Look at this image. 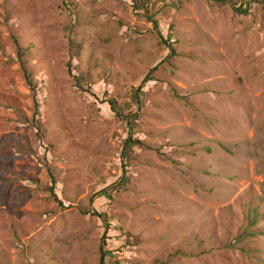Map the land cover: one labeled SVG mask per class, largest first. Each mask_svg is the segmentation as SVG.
Wrapping results in <instances>:
<instances>
[{"label":"rangeland","instance_id":"374dc122","mask_svg":"<svg viewBox=\"0 0 264 264\" xmlns=\"http://www.w3.org/2000/svg\"><path fill=\"white\" fill-rule=\"evenodd\" d=\"M101 263L264 264V0H0V264Z\"/></svg>","mask_w":264,"mask_h":264},{"label":"trees","instance_id":"16d2710c","mask_svg":"<svg viewBox=\"0 0 264 264\" xmlns=\"http://www.w3.org/2000/svg\"><path fill=\"white\" fill-rule=\"evenodd\" d=\"M67 1V0H66ZM212 1H215V2H222V0H212ZM150 2V1H149ZM153 3V2H152ZM237 12H239L240 14H248L249 13V10H248V7L247 8H244L243 6H241V8L239 9V11H237ZM158 14H155V13H153L152 14V16H151V20H152V22L155 24V26H156V28L158 29V23L157 22H155V20L153 19L155 16H157ZM158 34L160 35V37H161V39H163V37H162V35H161V32L160 31H158ZM163 41H164V43H166L168 46H169V48H170V50L173 52V55L175 56L176 55V51H175V49H173V47H172V44L169 42V41H167V40H165V39H163ZM19 50H20V48H19ZM22 55H23V53H21V52H19V56L20 57H22ZM163 63V62H162ZM161 63V64H162ZM160 64V65H161ZM155 70H159V66H156L152 71H155ZM28 76V75H27ZM29 77V76H28ZM29 79V78H28ZM152 80V77H151V74H149L146 78H145V80H144V84H146V83H149L150 81ZM178 98V97H177ZM113 104V106L115 105L114 103H112ZM114 109V111L117 113V115L119 116V117H123L125 120H127L128 121V124L131 126V127H134V124H135V122L138 120L137 119V117H126V116H124L123 115V112L122 111H120V110H116L115 109V107L113 108ZM135 147H143V148H146V149H151V146L150 145H147L146 143H144V141H142V140H140V139H134V138H130V140L129 141H127V144H126V146H125V148H124V150H123V152H124V156L125 157H129V155H130V152L132 151V149L133 148H135ZM51 178H52V186H51V188H50V191H51V193H52V196H53V198H54V200L60 205V206H62L63 205V203H62V201L58 198V195H57V193H56V186H57V184H56V180H55V178H54V175H52L51 174ZM105 258H103V260H104ZM101 264H103V263H101Z\"/></svg>","mask_w":264,"mask_h":264}]
</instances>
